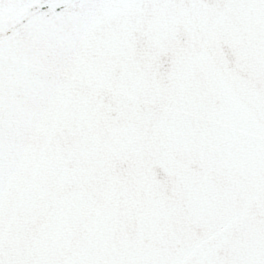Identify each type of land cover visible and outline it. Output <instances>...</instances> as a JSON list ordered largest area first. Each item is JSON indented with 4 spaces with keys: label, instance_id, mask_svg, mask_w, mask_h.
Returning <instances> with one entry per match:
<instances>
[{
    "label": "snow or ice",
    "instance_id": "1",
    "mask_svg": "<svg viewBox=\"0 0 264 264\" xmlns=\"http://www.w3.org/2000/svg\"><path fill=\"white\" fill-rule=\"evenodd\" d=\"M0 264H264V0H0Z\"/></svg>",
    "mask_w": 264,
    "mask_h": 264
}]
</instances>
